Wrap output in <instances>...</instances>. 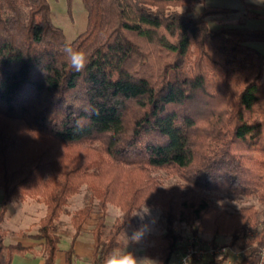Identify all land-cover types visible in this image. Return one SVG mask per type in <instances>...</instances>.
Returning a JSON list of instances; mask_svg holds the SVG:
<instances>
[{"label":"trees","instance_id":"obj_1","mask_svg":"<svg viewBox=\"0 0 264 264\" xmlns=\"http://www.w3.org/2000/svg\"><path fill=\"white\" fill-rule=\"evenodd\" d=\"M81 1L87 29L67 42L49 0H0V264L32 249L6 243L3 227L9 204L28 199L46 215L36 234H15L39 241L45 264H57L58 222L83 187L90 194L70 216L63 264H74L93 213L92 264H104L124 249V233L139 229L146 205L164 218L165 231L145 237L144 255L156 264H172L180 223L229 237L242 252L236 264H264V55L251 46L264 30L211 28L208 17L233 11L209 6L193 16L206 0ZM66 46L86 54L82 71ZM156 172L181 182L162 188ZM211 193L260 206L230 212ZM109 206L120 210L110 227Z\"/></svg>","mask_w":264,"mask_h":264},{"label":"rangeland","instance_id":"obj_2","mask_svg":"<svg viewBox=\"0 0 264 264\" xmlns=\"http://www.w3.org/2000/svg\"><path fill=\"white\" fill-rule=\"evenodd\" d=\"M54 9V18L55 22L61 27L65 33L67 42H72L77 36V21L80 19L83 3L81 0L74 1L70 5V11L68 12V3L67 0H51ZM210 5L223 6L228 8H237L239 6L237 0H208ZM200 4L192 6V15H198L200 10ZM186 7H180L178 10H185ZM52 14L53 10L51 9ZM239 12H234L232 15L222 14L216 15L215 18H212L210 21V26L213 29H218L221 26H230V27H247L244 23V19L235 18ZM232 16V17H230ZM230 18H235L231 21ZM73 19L75 21H73ZM217 19L218 21H216ZM53 21V22H54ZM222 22V23H220ZM252 26H257L260 29H264V21L256 22ZM251 46L258 49L264 55V42H251ZM156 178L160 181L162 188H168L171 185L180 183V179L176 176H170L165 172H156L154 174ZM89 192L86 187H83L81 192L73 196L66 206L65 213L61 216L60 221L58 222L59 234L61 235L60 251L59 256L57 257V263L60 258H63L64 251L70 247L72 235L74 233L73 228L70 223L71 214L82 207L88 200ZM215 203L230 212H233L243 206L256 205L259 207V203L255 197L250 198H238L231 197L219 193L210 194ZM120 214V210L114 206H109L106 216L107 226L110 227L116 217ZM46 215V206L42 203L37 202L34 199H28L27 201L21 202L14 200L9 204L8 213L3 227L9 231L8 243H15L18 241L23 242V244L34 243L40 244L39 241L33 240L30 238H23L17 236L15 233L22 230L30 234H36L38 232L39 222ZM137 220L139 222V229L127 231L122 236L124 243V249L122 252L133 250L135 252V259L138 264H156V261H153L147 258L144 255V251L147 247L145 242V237L147 235H156L163 233L164 229V218L162 215V210L150 205L142 207L136 213ZM100 214L93 213L91 218L86 221L83 226V233L77 239L79 242L77 249L74 254V264H92V254L91 249H93V236L92 229L95 227ZM178 231L181 236L186 237L191 234L190 230L184 223L178 225ZM201 237L205 240L212 241L215 245L223 248L225 251L218 256L228 252V260L224 264H236L242 256V252L238 247L229 246V237L227 236H218L215 239L209 234L199 233ZM82 247V248H81ZM172 264L176 263V254L172 258ZM203 264H207L206 262Z\"/></svg>","mask_w":264,"mask_h":264},{"label":"crops","instance_id":"obj_3","mask_svg":"<svg viewBox=\"0 0 264 264\" xmlns=\"http://www.w3.org/2000/svg\"><path fill=\"white\" fill-rule=\"evenodd\" d=\"M74 1H76V0H73L70 3V5L73 4ZM237 1H238L239 6L237 8H234V9L229 8L233 12L229 13L228 16L232 15V13H234L235 11L239 12V14H237V16H235V18H238V19L241 18L240 20L245 18L244 23H246L245 25H247L246 28L260 29L257 26H252V25H254L256 22L264 21V18L254 17V15L257 13L264 14V0H237ZM49 3L51 6V9L53 10L52 18L54 21L55 20V18H54L55 14H54V9H53V5L51 3V0H49ZM67 3H68V12H69L70 5H69L68 0H67ZM246 3L248 5L253 4V5H255V7H249V6H247ZM197 4H200V3H197ZM209 6H217V5H210L208 3V0H206L204 4H200V7H201L200 10L202 11L205 7H209ZM217 7H223V6H217ZM223 8H228V7H223ZM220 15H222V14H220ZM215 16L216 15H213V16H210L207 18V20L209 21V24H210V21L212 20V18H215ZM230 17H232V16H230ZM235 18H230V19H231V21H233ZM215 20L218 21L217 19H215ZM73 21H75V20L73 19ZM54 23L58 26V24L55 21H54ZM220 23H222V22H220ZM87 25H88V12L85 10V7L83 5L80 19L77 21V25L75 26L77 28L76 31H77L78 35H80L86 31ZM2 199H3V193H2V191H0V209H1ZM8 208H9V206H8ZM7 240H8V238H6V240H5L6 243H8ZM78 243H79L78 241L75 242V245H74L75 250L77 249ZM24 245L31 246L32 247L31 251L26 252L24 254H15L11 264H45V259H44V254H43L41 244L36 245L34 243H27V244L24 243ZM91 254L93 255V249H91ZM58 256H59V252H58L57 257ZM62 256H63V258H60L57 264H63L65 262V251H64V255H62ZM56 262H57V259H56Z\"/></svg>","mask_w":264,"mask_h":264},{"label":"built area","instance_id":"obj_4","mask_svg":"<svg viewBox=\"0 0 264 264\" xmlns=\"http://www.w3.org/2000/svg\"><path fill=\"white\" fill-rule=\"evenodd\" d=\"M225 250L212 241L205 240L199 234L181 236L178 240V252L175 264H203L223 253Z\"/></svg>","mask_w":264,"mask_h":264},{"label":"clouds","instance_id":"obj_5","mask_svg":"<svg viewBox=\"0 0 264 264\" xmlns=\"http://www.w3.org/2000/svg\"><path fill=\"white\" fill-rule=\"evenodd\" d=\"M64 52L73 70L80 72L85 68L87 56L83 51L66 46ZM104 264H138V262L130 253L116 250L105 259Z\"/></svg>","mask_w":264,"mask_h":264}]
</instances>
